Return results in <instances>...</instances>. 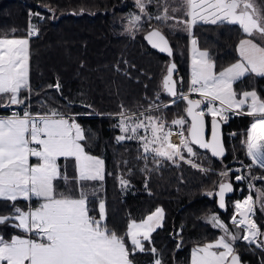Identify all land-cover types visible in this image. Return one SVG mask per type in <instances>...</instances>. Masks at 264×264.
<instances>
[{
  "label": "snow or ice",
  "instance_id": "obj_1",
  "mask_svg": "<svg viewBox=\"0 0 264 264\" xmlns=\"http://www.w3.org/2000/svg\"><path fill=\"white\" fill-rule=\"evenodd\" d=\"M135 3L145 12V0ZM181 10L188 18L181 23L189 35L198 23L238 25L245 34L237 45L240 59L217 71L209 52L200 50L197 39L192 38L187 93L177 92V84L183 81L173 79L174 62L167 66L162 80L165 92L179 96L187 104L185 115L171 121L179 129V143L171 142L172 128L160 117L141 112L139 116L144 119H139L127 110L119 113L117 126L122 135L116 140H138L143 152L154 154V159L175 162L179 158L207 172L209 169L186 159L182 149L189 157L197 155L193 146L209 150L213 157H223L226 149L222 123L228 121L229 113L247 115L253 122L242 143L252 164L264 168V98L255 90L238 93L234 88L246 76L264 77V3L182 0L181 6L172 11ZM168 12L165 7L163 15L155 19L162 22L174 19ZM140 22V15H131L128 31L139 30ZM37 34V26L29 24L27 38H0V109L10 110V114L0 115V201L12 206L9 215H0V225H10L20 233L7 239L0 235V264H135L133 258L138 252L149 251L156 256L157 249L146 248L145 242L151 244L152 234L163 226V208L157 207L140 221L130 220L122 234L110 228L106 202L98 195L105 179V161L86 150L88 137L76 116L55 108L31 111L29 40ZM145 39L153 48L173 55L168 39L159 29L149 31ZM54 87L59 91L61 85L57 82ZM191 94L200 98L192 99ZM160 107L154 103L149 110ZM206 116L211 117L210 124ZM140 130L150 136L140 134ZM160 162L156 160L158 165ZM228 175L229 170L222 171L220 176L225 179L219 182L218 191L206 192L218 197L221 209H226V194L234 191L233 184L226 182ZM242 179L235 176L236 181ZM93 182H101L100 188ZM120 185L125 188L129 181L121 177ZM19 200L27 202V208L17 206ZM257 207L264 211V190L255 200L249 194L235 201L230 220L238 230L236 233L218 215L209 216L208 222L222 230L223 235L195 246L190 264H240L234 248L238 240L264 248V230L254 219ZM152 264H162V260L156 256Z\"/></svg>",
  "mask_w": 264,
  "mask_h": 264
},
{
  "label": "trees",
  "instance_id": "obj_2",
  "mask_svg": "<svg viewBox=\"0 0 264 264\" xmlns=\"http://www.w3.org/2000/svg\"><path fill=\"white\" fill-rule=\"evenodd\" d=\"M181 2L145 0L142 13L135 0H0V38L27 37L29 24L37 26L38 34L29 40L31 111L55 108L76 116L88 137L86 150L105 161V179L98 195L106 202L110 228L122 234L130 220L140 221L157 207L163 208V226L152 234L151 244L145 242L146 248L157 249L156 256L162 264H190L195 246L218 238L223 232L208 222L212 214L228 224L233 233L238 231L230 218L235 201L247 197L249 184L245 178L234 181L237 169H242L255 190H264V169L250 166L242 143L253 121L250 116L232 114L223 123L227 148L223 157H213L196 146L193 147L197 155L189 157L182 149L186 159L209 168L207 172L179 158L175 162L154 159V154L143 152L138 140H116L122 135L117 126L122 110L135 113L139 119H144L139 116L141 112L160 117L168 127L173 126V119L185 115L186 102L178 99L173 103L162 87L171 59L147 44V31L158 28L170 40L179 68L176 79L183 81L178 83L179 93L188 90L191 36L201 49L209 52L217 70L238 59L237 45L245 38L239 26L198 23L189 35L181 23L188 19L183 10L172 11ZM165 7L174 19L156 20ZM133 14L140 15L141 22L139 30L130 32L128 20ZM57 82L61 85L59 91L54 87ZM235 86L238 93L255 90L264 98V77L249 75ZM154 103L161 105L159 110H149ZM140 134L149 135L143 130ZM156 160L161 161L159 165ZM225 170L231 171L234 192L227 199V210L221 212L215 195L208 196L206 192L216 191L224 179L217 172ZM121 177L129 181L125 188L120 185ZM93 183L100 188L101 182ZM60 187L63 189L62 183ZM17 206L27 208V202L19 200ZM257 210L255 218L263 230L264 211L259 213V207ZM11 211L9 202L0 201V215H9ZM0 234L7 239L20 233L10 225H0ZM177 244H181L179 249ZM234 248L245 264H264L263 248L242 240ZM156 256L149 251L138 252L133 259L135 264H152Z\"/></svg>",
  "mask_w": 264,
  "mask_h": 264
},
{
  "label": "rangeland",
  "instance_id": "obj_3",
  "mask_svg": "<svg viewBox=\"0 0 264 264\" xmlns=\"http://www.w3.org/2000/svg\"><path fill=\"white\" fill-rule=\"evenodd\" d=\"M192 38H195V37H194V36H191V37H190V57H189V72H190V76H191V39H192ZM195 39H196V38H195ZM197 47H198L200 50H204V49H201V48L198 46V44H197ZM237 52H238V51H237ZM238 59H240V57H239V53H238ZM238 59H237V60H238ZM237 60H236V61H237ZM236 61H235V62H236ZM216 70H217V69H216ZM221 70H222V69H221ZM217 71H219V70H217ZM234 88L236 89L235 84H234ZM236 91H237V90H236ZM237 92H238V91H237ZM199 98H200V97H199ZM230 115H232V114L229 113V116H230ZM208 117H210V116H208ZM210 119H211V117L209 118V120H210ZM77 122H78V121H77ZM252 122H253V121H251V123H252ZM170 127H171L172 129H178V128L175 127V126H170ZM166 130H167V129H166ZM246 133H247V132H246ZM149 136H150V133H149ZM245 152H247V150H246V145H245ZM246 155H247V153H246ZM247 157H248V155H247ZM249 158H250V157H248V159H249ZM188 159H189V158H188ZM195 163H196V162H195ZM248 163L250 164V166H252V165H253V166H258V165L252 164V161H251L250 159H249V162H248ZM197 164H198V163H197ZM251 164H252V165H251ZM199 165H200V164H199ZM201 166H202V165H201ZM253 166H252V167H253ZM203 167H204V166H203ZM258 167H259V166H258ZM263 169H264V168H263ZM212 171H213V170H212ZM236 171H237V170H236ZM221 172H222V171H218L217 173L220 174ZM230 172H231V171H229V176L226 178V182H230V183H232V182H231V178H230ZM233 172H234V171H233ZM238 173H240V172H238ZM242 174H243V175H241V174H239V175H241L242 177H244V178L246 179L247 183L249 184V188H248L249 193H248V195L251 194V195L253 196V199H254V198L256 199V198L259 196V194H260L261 191H260L259 189H256V190H255V188L253 187V184L251 183L250 179H249V178H246V175H244V173H242ZM224 179H225V178H224ZM224 179H223V180H224ZM234 181H235V182H239V181H236V180H235V177H234ZM232 184H233V183H232ZM217 189H218V188H217ZM217 189H216V190H217ZM253 192L255 193V195H253ZM248 195H247V196H248ZM242 199H243V198H242ZM242 199H240V200H242ZM261 212H262V211L259 210V213H261ZM233 214H234V212H233ZM256 216H258V210H256V212H255V216H254V219H255V221L257 222L258 220H256V218H255ZM258 223H259V222H258ZM263 230H264V229H263ZM221 235H223V233H222ZM221 235H220V236H221ZM220 236H219V237H220ZM219 237H218V238H219ZM218 238H216V239H218ZM216 239H214L213 241H215ZM242 241H243V240H242ZM244 242L247 243V245H253V246L257 247L256 244H249V243L246 242V241H244ZM257 248H262V247H257ZM263 249H264V248H263Z\"/></svg>",
  "mask_w": 264,
  "mask_h": 264
},
{
  "label": "water",
  "instance_id": "obj_4",
  "mask_svg": "<svg viewBox=\"0 0 264 264\" xmlns=\"http://www.w3.org/2000/svg\"><path fill=\"white\" fill-rule=\"evenodd\" d=\"M155 29H158V28H155ZM152 30V29H151ZM151 30H149V31H151ZM160 30V29H159ZM149 31H147L145 34H144V39H145V36L147 35V33L149 32ZM161 31V30H160ZM162 32V34H164V32L163 31H161ZM165 35V34H164ZM166 36V35H165ZM166 38L168 39V37L166 36ZM145 41L147 42V44L152 48V49H154V50H156L157 52H159V53H161V54H163V55H167V53H162V52H160L158 49H155V48H153L152 46H151V44L145 39ZM168 41H169V43H170V40L168 39ZM170 45H171V43H170ZM171 47H172V45H171ZM172 49H173V47H172ZM173 54H174V50H173ZM168 56V55H167ZM170 57V56H169ZM170 63H175L176 64V70L174 71V73H173V79L174 80H176L177 81V79H176V74L178 73V70H179V68H178V65H177V63L174 61V58H173V55L170 57ZM169 63V64H170ZM166 75V74H165ZM177 92H178V84H177ZM179 93V92H178ZM168 94V93H167ZM169 95V94H168ZM170 96V95H169ZM171 98L172 99H175L176 97H172L171 96ZM190 98H192V97H190ZM192 99H194V98H192ZM186 102V101H185ZM206 122H208L209 124H210V121H211V119L209 120L208 119V117L206 116ZM221 131H222V139H223V143H224V147H225V149H226V153H227V148H226V143H225V137H224V125H223V123H222V125H221ZM197 147V146H196ZM200 149V148H199ZM201 150H206V149H201ZM207 151H209V150H207ZM210 152V151H209ZM211 153V152H210ZM233 188H234V185H233ZM216 191H218V189L216 190ZM215 191V192H216ZM234 192V191H233ZM233 192H231V193H227L226 194V209H221V208H219V205H218V197H216V200H217V206H218V208H219V210L221 211V212H225L226 210H227V199L230 197V196H232V194H233ZM238 255H239V257H240V264H245V262L241 259V256H240V254L238 253V252H236Z\"/></svg>",
  "mask_w": 264,
  "mask_h": 264
},
{
  "label": "built area",
  "instance_id": "obj_5",
  "mask_svg": "<svg viewBox=\"0 0 264 264\" xmlns=\"http://www.w3.org/2000/svg\"><path fill=\"white\" fill-rule=\"evenodd\" d=\"M188 91V90H187ZM187 91L186 92H183V93H187ZM190 97H192V98H194V99H199V96L197 95V94H191V96ZM178 99H181L179 96H177L175 99H172L171 101H174V100H178ZM8 114H10V110H9V113ZM8 114H6V115H8ZM172 131H173V135L170 137V139H171V142L172 143H179V140H180V137H179V135L177 134L178 133V131H179V129H172ZM202 168H205V167H203V166H201ZM205 169H209V168H205ZM242 169H237V171L238 172H240V174L242 175V171H241Z\"/></svg>",
  "mask_w": 264,
  "mask_h": 264
},
{
  "label": "crops",
  "instance_id": "obj_6",
  "mask_svg": "<svg viewBox=\"0 0 264 264\" xmlns=\"http://www.w3.org/2000/svg\"><path fill=\"white\" fill-rule=\"evenodd\" d=\"M2 38H5V37H2ZM6 38H8V37H6ZM11 38H27V37H11ZM0 110H3V109H0ZM9 113V110H8V112H6V113H1L0 112V115H6V114H8ZM22 208V207H21ZM1 235V234H0Z\"/></svg>",
  "mask_w": 264,
  "mask_h": 264
},
{
  "label": "bare ground",
  "instance_id": "obj_7",
  "mask_svg": "<svg viewBox=\"0 0 264 264\" xmlns=\"http://www.w3.org/2000/svg\"><path fill=\"white\" fill-rule=\"evenodd\" d=\"M249 159L251 160V158H249ZM257 167H258V166H257ZM239 174H240V173H238V175H239ZM240 176H241V175H240ZM240 181H241V180H240ZM243 199H244V198H243ZM243 199H242V200H243ZM256 223H257V222H256Z\"/></svg>",
  "mask_w": 264,
  "mask_h": 264
}]
</instances>
